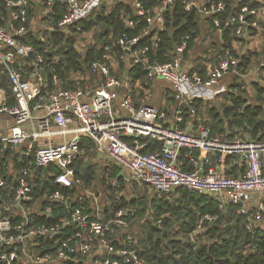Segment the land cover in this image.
Instances as JSON below:
<instances>
[{
  "label": "built area",
  "instance_id": "2783aa9c",
  "mask_svg": "<svg viewBox=\"0 0 264 264\" xmlns=\"http://www.w3.org/2000/svg\"><path fill=\"white\" fill-rule=\"evenodd\" d=\"M147 1L0 0V6L7 9L0 12V75L9 85L0 82V112L14 116L13 125L0 135V142L2 148H21L17 151L19 166L9 158L0 166V188L6 189L9 198L0 207L3 264H145L139 249L129 245L133 239L123 232L129 228L128 217L136 216V209L121 207L103 219L92 188L77 175L75 163L82 154L83 138L90 139L98 152L109 155L124 181L149 185L159 195L179 187L195 190L215 197L221 210L234 204L238 205L237 212L247 214L251 203L259 217L264 212V133L255 138L248 136L249 130L234 126L213 134L202 122L191 120L188 128L181 124L186 107L191 116H196L194 88L219 86L228 72L240 75L242 56L232 47L223 46L205 72H191L183 62L189 38L186 35L176 45L173 59L150 60V46L139 42L151 36L153 47L158 45V32L165 27L164 13L178 0H159L157 4ZM181 3L187 11L196 9L201 16L210 17L221 34L226 26L234 25L236 40L258 37L264 45V0ZM60 6H65V11L57 24H50L49 19ZM229 7L223 27L217 13ZM117 8L129 29L144 24L139 33L123 31L117 35L123 65L113 46L101 43V52L89 63V70L101 75L104 82L97 86H61L62 79L56 72L47 73L50 67L44 54L27 38L47 42L58 33L68 36L74 29H81L78 20H89ZM45 22V28L39 27ZM260 62L262 67L264 53ZM135 64L143 65L144 79L133 80L131 67ZM124 74L141 87L137 99L131 90L121 93L126 82ZM157 79L169 84L170 104L150 102L154 97L152 83ZM50 165L57 169L48 172L56 183L77 190L76 195L56 191L51 199L66 206L76 199L79 204L57 222L37 224L34 215L50 216L53 209L51 205L42 207L34 197L32 180L38 168ZM113 180L118 182L117 178ZM213 219L210 213L200 215L195 234ZM71 225L75 231L63 238ZM118 233L125 240L116 238ZM112 236L118 240L117 245L111 242ZM41 238L51 242L41 245Z\"/></svg>",
  "mask_w": 264,
  "mask_h": 264
},
{
  "label": "trees",
  "instance_id": "16d2710c",
  "mask_svg": "<svg viewBox=\"0 0 264 264\" xmlns=\"http://www.w3.org/2000/svg\"><path fill=\"white\" fill-rule=\"evenodd\" d=\"M157 2L159 0H148L147 4H157ZM229 2L231 3V0ZM5 11L7 9L3 5L0 6V12L5 13ZM64 11L65 6H60L55 16L51 13L53 19H49L50 24L52 22L57 24ZM120 12L121 9L117 8L108 14L100 12L89 20L80 19L77 24H79L81 29H74L73 34L68 36L64 33H58L47 42L32 36H29L27 40L33 42L36 49L44 54L50 67L47 73L56 72L57 76L64 81V87H74L72 85L73 81L68 79L69 75L72 72L84 71L89 68V63L101 52L97 43H91L84 52H80L75 47L79 35L90 31L93 27H95L94 37L101 43L109 42L116 51L120 66L123 65V61L120 59L122 50L116 42L117 35L123 31L139 33L144 24L141 23L135 30L129 29L125 22V16ZM126 12H129V10ZM229 12L230 7L224 13H217L223 27H225L224 22ZM200 16V11L196 9L187 11L184 9L181 0H178L172 8L164 13L165 27L158 32L160 39L158 45L153 47L150 41L151 36L143 37L139 45L150 46V60L163 62L175 57L174 50L176 45L180 43L183 37L189 35L187 48L184 51L185 57L187 53L189 54L199 34ZM213 26L217 28L214 24ZM222 36L224 39L223 45L229 48L232 47V41L238 39L234 31V25L226 26L223 29ZM59 43H62L61 48L58 47ZM58 54L60 55L59 59L55 61ZM249 54L254 55L256 53L251 51ZM248 57L242 56V62L239 65L240 69H245ZM51 68L52 70H50ZM262 70L264 71V65ZM190 71L192 72V70ZM131 74L133 75V80L137 78L144 79L145 69L143 65H133ZM0 82L6 87L9 86L4 75H0ZM230 95L231 102L222 106L208 104V102L204 104L202 99H193L192 103L196 109V114L202 113V111L208 113L210 120L205 122L210 126L213 134L225 132L227 128L232 129L234 126H241L244 130L251 129V135L259 138L258 132L260 130L264 131V119L260 118L263 112L262 107L247 104L245 97L240 94L231 92ZM9 100L11 103L13 102L11 97H9ZM188 109V107L184 109L186 117L190 116L187 112ZM81 147L89 153L97 151L95 144L88 138H83ZM83 154L80 155L79 159ZM10 155L12 156L11 150L2 148L0 142V166ZM79 159L75 163L77 175L82 177L86 184H90L94 178L92 165L90 164L86 167V173L84 174L79 168V165H81L78 164ZM14 162L15 166L20 165L17 158L14 159ZM54 169L57 171L53 165H50L47 169L38 168L35 178L32 180L34 197L40 201L39 203L42 207L51 205L53 209L50 216L34 215L32 219L37 224L57 222L61 216L69 215L71 210L79 204L76 199L71 200V204L68 206L60 201L51 199L52 193L56 191H61L68 195L77 194L75 188H66L54 181V177L48 174L50 170ZM118 170L120 171L117 165L111 166V171L106 174V177H118L119 181L123 183L124 180L122 176H119ZM43 171L46 172L44 177L42 176ZM175 191L185 203L183 202L180 208L170 204L164 207L162 203L155 202L157 199L154 200L153 206L155 207V218L157 219L155 225L146 224L148 227L147 235L142 240L135 241L133 238V241L129 242V245L139 249L145 259V264H264V212L260 216L263 225L253 226L247 214L237 212L238 205L228 204L224 210H221L217 199L211 195L184 187H179ZM170 193H163L160 196ZM156 196H159L157 192ZM7 202H9V198L6 196V189L0 188V207ZM89 205V202H86V206L89 207ZM131 205L135 206L138 214L143 215L147 209V200L143 196L132 197L129 200L121 197L110 203L103 204V219H108L118 208L131 207ZM162 213H169V215L161 217ZM204 213L214 215V219L206 221L203 230L195 234L194 230L197 226V220ZM175 220L177 225L172 226ZM75 229L74 225L68 226L63 238L71 236ZM110 240L113 244H118V240L113 236L110 237ZM50 242V240L43 238L40 240L41 245L49 244ZM0 264H3L1 259Z\"/></svg>",
  "mask_w": 264,
  "mask_h": 264
},
{
  "label": "rangeland",
  "instance_id": "374dc122",
  "mask_svg": "<svg viewBox=\"0 0 264 264\" xmlns=\"http://www.w3.org/2000/svg\"><path fill=\"white\" fill-rule=\"evenodd\" d=\"M41 24V23H40ZM47 22H45L43 25H39V27L47 26ZM45 28V27H44ZM200 34L197 36V41H200V35L205 32V30H210L212 38L217 40L218 39V30L213 26L211 23V20L208 18L204 19L202 16H200ZM95 27H93L90 31L82 33L79 35V38L76 40L75 46L78 50L85 51V49L91 44V43H97L98 45L101 44L95 37ZM244 40V39H243ZM244 42V41H243ZM247 43L245 42L242 46L244 47V55L243 56H249L246 60V67L244 70L240 69V75L236 74L233 75L232 72L225 73L222 77L223 84L227 85V89L223 92L224 94L221 95H214L210 98L208 103H215L216 105H224L229 104L231 102V92L240 94L242 97H245V102L247 101V104L252 105H259L262 107L263 112L260 118L264 119V76H263V70L261 67L260 62V53L257 52V50H253L256 54L252 55L249 54L252 50L246 49ZM250 51V52H249ZM188 54V53H187ZM185 55V61L188 65H193L196 60H199V56L195 53L194 56L192 55V51L189 52L188 55ZM239 55V54H238ZM249 60V62H248ZM115 74V72H113ZM27 75V73H26ZM126 76V74H124ZM69 81H73L74 87L81 86L85 84H90L93 86H97L99 84H102L104 82V79L101 75H99L97 72L89 70L87 68L84 71H76L72 72L69 77ZM161 82V80H157ZM162 85V84H161ZM160 85V86H161ZM61 86L64 87V81L61 82ZM232 87V88H231ZM138 88V87H137ZM231 88V89H229ZM140 93L142 90L138 88ZM129 90H133V81L131 79H128L126 76V82L124 85V89H122L121 93H125ZM153 93L155 91L153 90ZM150 102H153L150 100ZM203 112V111H202ZM9 118L6 115L0 114V124H6L9 122ZM14 120V119H13ZM202 123L206 124L204 121H201ZM86 150L82 148V154L81 158L78 161L79 168L82 170V172L86 173V167H88L90 164L93 168V193L94 196H96L98 204L100 206V210L103 209V204L110 203L113 200H117L121 197H124L126 199H131L132 197H140L143 196L147 200V209L143 215H140L137 213L136 210V216L134 218L128 217V220H130L129 228H125L123 230L125 235H128V239H133L135 241L142 240L143 237L147 235L148 227L146 224H154L156 223L157 219L155 218V207L153 206V201L160 202L164 205V207H167L169 204L179 208L183 204V200L179 198V194L176 193V191H172V193L164 196H156V192L149 186L143 183H130L126 180L121 183H113L115 177H106V173L103 172L105 155H103V159H98L95 157L94 153L86 152ZM81 154V155H82ZM119 172V173H118ZM118 174L121 176V171L118 170ZM160 198V199H159ZM153 199V200H152ZM185 203V202H184ZM133 209H136L134 205H131ZM168 216L169 213H162L161 217ZM247 215L249 216V219H251V225L258 226L263 225L261 222V218L256 214L254 208H252L251 203H249ZM149 221V222H148ZM159 223V222H158ZM157 223V225H159ZM176 220L173 221L172 226H176ZM121 229V228H120ZM119 229V230H120ZM122 232V231H121ZM116 238L120 240L123 239L120 234H116Z\"/></svg>",
  "mask_w": 264,
  "mask_h": 264
},
{
  "label": "crops",
  "instance_id": "0c3cea01",
  "mask_svg": "<svg viewBox=\"0 0 264 264\" xmlns=\"http://www.w3.org/2000/svg\"><path fill=\"white\" fill-rule=\"evenodd\" d=\"M202 17L204 19L208 20V16H204L202 15ZM201 31V28H200ZM199 31V34H200ZM198 34V36H199ZM218 39L215 40L212 38L211 35V31L209 30H205V32L203 34L200 35V41H197V38L194 41V44L192 46V48L190 49V51H192V55L194 56V54L196 53L199 56V60H196L195 63L193 65H188L187 62L185 61V57H184V65L185 67H188L190 70L192 71H199V72H205V70L207 69V65L210 66L211 61H213L214 56L216 55V53H218L222 47L224 46V39L222 34L218 31ZM244 41V42H243ZM233 40L232 41V49L235 50L239 55L243 56L245 53L244 51V47L242 46L245 42L247 43V47L246 49H251L253 50H257V52H259L260 56L264 53V45L261 43L260 40H258V37H252L250 39H245V40ZM202 69V71H201ZM263 72V76H264V71ZM127 75V74H126ZM132 80V79H131ZM160 80V79H157ZM154 80L152 83V92L153 90L155 91V93H153V102L155 104H159V105H164V102H168L170 104V100L167 96V92L169 91V84H167L165 81L161 80V82ZM133 81V80H132ZM162 84V85H161ZM161 85V86H160ZM138 87V86H137ZM134 84H133V90L132 92L134 93L136 99L140 93L139 89L137 88ZM141 88V87H140ZM224 88L222 91L219 92L220 89ZM232 88V87H231ZM229 88V89H231ZM227 89V85L223 84L222 79L219 83V86H213V87H196L193 90V95H195L194 99H202L203 103H207L209 102L210 98L213 97L214 95H221L224 94L223 92ZM208 104H216V102L214 103H208ZM0 114L2 115H6L9 118V122H7L6 124H0V135L5 134L7 132V130L10 128L11 125H13L14 123V116L5 112H0ZM170 117L173 118V111H171L170 109ZM191 120L193 122L196 123L197 122H201V121H206V120H210L208 113L207 112H202V113H198L196 114V116H189L186 117L185 113H184V121L181 123L182 126H184L185 128H188L190 126ZM206 123V122H205ZM251 130V129H250ZM249 130V131H250ZM264 131L260 130L258 132V137L259 135L263 134ZM248 136H251V131L250 133H248ZM11 150V154L9 157L10 161L14 162V159L17 158L18 156V152L19 150H21V148L15 147V149H10ZM95 157H97L98 159H103V155H105V160L106 162L104 163L103 167V172L106 174H109V172L111 171V166H114L115 164L113 163L112 159L109 157V155L105 152H94ZM16 156V157H15ZM103 156V157H102ZM15 163V162H14ZM120 176V175H119ZM118 179V177H115ZM93 181V180H92ZM118 182L119 179H118ZM89 187H93V182H91L90 184H87ZM103 210V209H102Z\"/></svg>",
  "mask_w": 264,
  "mask_h": 264
}]
</instances>
